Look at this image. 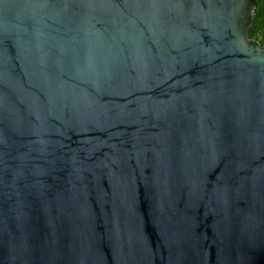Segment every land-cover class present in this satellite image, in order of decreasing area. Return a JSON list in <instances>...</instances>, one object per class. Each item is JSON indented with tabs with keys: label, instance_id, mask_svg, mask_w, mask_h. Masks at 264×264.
Here are the masks:
<instances>
[{
	"label": "water",
	"instance_id": "obj_1",
	"mask_svg": "<svg viewBox=\"0 0 264 264\" xmlns=\"http://www.w3.org/2000/svg\"><path fill=\"white\" fill-rule=\"evenodd\" d=\"M252 16L0 0V264H264Z\"/></svg>",
	"mask_w": 264,
	"mask_h": 264
},
{
	"label": "trees",
	"instance_id": "obj_2",
	"mask_svg": "<svg viewBox=\"0 0 264 264\" xmlns=\"http://www.w3.org/2000/svg\"><path fill=\"white\" fill-rule=\"evenodd\" d=\"M248 2L253 8L248 37L264 46V0H248Z\"/></svg>",
	"mask_w": 264,
	"mask_h": 264
}]
</instances>
